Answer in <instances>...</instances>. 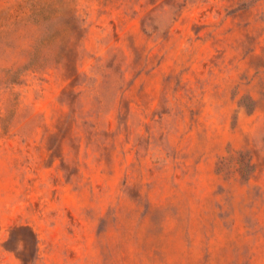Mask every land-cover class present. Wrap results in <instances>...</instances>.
Returning a JSON list of instances; mask_svg holds the SVG:
<instances>
[{
  "label": "rangeland",
  "instance_id": "rangeland-1",
  "mask_svg": "<svg viewBox=\"0 0 264 264\" xmlns=\"http://www.w3.org/2000/svg\"><path fill=\"white\" fill-rule=\"evenodd\" d=\"M0 264H264V0H0Z\"/></svg>",
  "mask_w": 264,
  "mask_h": 264
}]
</instances>
